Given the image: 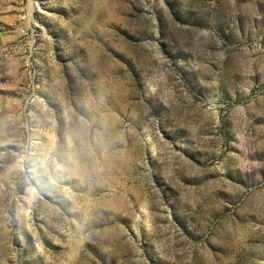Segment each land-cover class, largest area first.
<instances>
[{
  "label": "rangeland",
  "instance_id": "rangeland-1",
  "mask_svg": "<svg viewBox=\"0 0 264 264\" xmlns=\"http://www.w3.org/2000/svg\"><path fill=\"white\" fill-rule=\"evenodd\" d=\"M0 264H264V0H0Z\"/></svg>",
  "mask_w": 264,
  "mask_h": 264
}]
</instances>
